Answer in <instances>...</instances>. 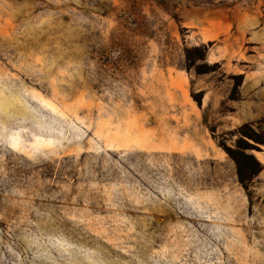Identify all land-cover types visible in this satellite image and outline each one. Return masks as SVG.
Instances as JSON below:
<instances>
[{
	"label": "rangeland",
	"instance_id": "1",
	"mask_svg": "<svg viewBox=\"0 0 264 264\" xmlns=\"http://www.w3.org/2000/svg\"><path fill=\"white\" fill-rule=\"evenodd\" d=\"M0 264H264V0H0Z\"/></svg>",
	"mask_w": 264,
	"mask_h": 264
},
{
	"label": "trees",
	"instance_id": "2",
	"mask_svg": "<svg viewBox=\"0 0 264 264\" xmlns=\"http://www.w3.org/2000/svg\"><path fill=\"white\" fill-rule=\"evenodd\" d=\"M251 138V137H250ZM253 142H256V141H253ZM245 150H248V149H245Z\"/></svg>",
	"mask_w": 264,
	"mask_h": 264
}]
</instances>
